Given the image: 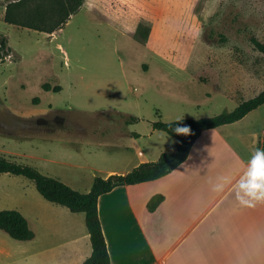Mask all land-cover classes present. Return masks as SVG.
I'll use <instances>...</instances> for the list:
<instances>
[{
  "label": "rangeland",
  "instance_id": "1",
  "mask_svg": "<svg viewBox=\"0 0 264 264\" xmlns=\"http://www.w3.org/2000/svg\"><path fill=\"white\" fill-rule=\"evenodd\" d=\"M120 1L152 21L148 40L92 9L54 33L9 25L8 0H0V35L11 48L0 60V155L82 193L110 169L132 170L138 151L149 150L135 133L158 117H214L264 90V54L254 43L264 44V0ZM263 113L251 114L247 131ZM4 210L19 211L34 237L16 240L0 228V264H63L77 231L65 215L87 229L84 213L47 201L24 176L0 174ZM160 237L159 255L169 244L167 231Z\"/></svg>",
  "mask_w": 264,
  "mask_h": 264
},
{
  "label": "crops",
  "instance_id": "2",
  "mask_svg": "<svg viewBox=\"0 0 264 264\" xmlns=\"http://www.w3.org/2000/svg\"><path fill=\"white\" fill-rule=\"evenodd\" d=\"M259 108L237 122L203 131L185 162L167 176L121 185L99 198L111 264H264V203L242 206L233 190L247 170L252 152L264 149V113L257 131H247L249 117ZM258 133L262 137L257 138ZM135 134L139 135L134 138L136 143L142 136L148 138L149 150L147 155L138 151L132 170L157 161L164 152L176 151V139L163 131L151 127ZM129 172L110 169L103 178ZM221 176L231 177L232 184L221 193L213 192L212 186ZM158 196L161 201L154 205ZM65 217L77 231L65 242L63 264H83L93 252L90 234L88 229L78 228L81 218ZM166 231L169 244L159 255L160 233Z\"/></svg>",
  "mask_w": 264,
  "mask_h": 264
},
{
  "label": "trees",
  "instance_id": "3",
  "mask_svg": "<svg viewBox=\"0 0 264 264\" xmlns=\"http://www.w3.org/2000/svg\"><path fill=\"white\" fill-rule=\"evenodd\" d=\"M82 9H92L118 29L148 40L152 21L140 15L120 0H12L7 3L4 20L7 23L41 32L54 33L63 29L71 17ZM264 54V44L254 40ZM11 54L8 38L0 35V60ZM49 90L50 86L46 85ZM264 105V90L254 98L241 102L233 111L201 119H179L165 122L161 119L151 122L154 130L165 132L176 139V151L164 152L154 162L142 163L126 175L96 177L92 189L79 192L61 180L46 176L31 165L0 155V174L24 176L34 182L38 192L49 202L67 207L73 213H85L86 226L90 234L92 255L83 264H111L106 239L99 215V198L121 185H132L155 181L167 176L188 158L192 146L203 131L243 119L253 110ZM136 118L131 119L135 121ZM177 127H188L189 135H178ZM135 136H139L135 134ZM161 201L158 196L153 204ZM0 228L16 240H30L34 232L27 219L16 210L0 211Z\"/></svg>",
  "mask_w": 264,
  "mask_h": 264
},
{
  "label": "clouds",
  "instance_id": "4",
  "mask_svg": "<svg viewBox=\"0 0 264 264\" xmlns=\"http://www.w3.org/2000/svg\"><path fill=\"white\" fill-rule=\"evenodd\" d=\"M178 135H189L191 130L188 127H177L174 130ZM232 184L229 176L218 177L212 186V191L221 193ZM236 199L242 206L255 207L264 203V149L256 148L247 164V170L236 180L233 185Z\"/></svg>",
  "mask_w": 264,
  "mask_h": 264
}]
</instances>
